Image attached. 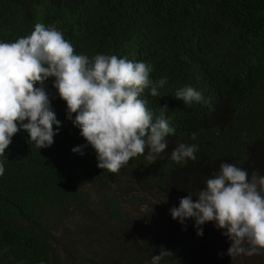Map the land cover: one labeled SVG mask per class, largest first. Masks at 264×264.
Masks as SVG:
<instances>
[{
	"label": "trees",
	"instance_id": "obj_1",
	"mask_svg": "<svg viewBox=\"0 0 264 264\" xmlns=\"http://www.w3.org/2000/svg\"><path fill=\"white\" fill-rule=\"evenodd\" d=\"M37 23L55 26L76 54L90 59L116 55L151 65L150 77L168 83L160 96L145 89L140 99L147 102L153 122L166 104L164 116L176 131L155 161L146 159V150L118 173L100 169L96 151L67 118V104L50 77L44 87L61 121L54 143L39 149L21 129L0 156L5 168L0 176V264H77L76 256L79 264H104L83 238L87 231L106 232L107 225L123 242L121 255L114 246L101 248L110 264H151L161 247L173 254L160 264H264V249L252 256L228 255L231 241L215 222L202 226V236L194 219L177 220L175 228L171 209L179 207L180 199L167 207L174 196L192 193L196 201L195 194L222 163L246 170L249 178L253 172L264 175V0H0V42L30 35ZM184 86L195 88L204 100L189 106L175 99ZM180 143L198 146L195 160L177 164L171 159ZM84 145L83 155L73 152ZM113 180L119 187L107 194L109 213L123 229L100 219L87 230L86 220L100 216L79 188ZM129 192L136 198L129 202L142 216L150 209L153 217H167L171 229L164 230V238L151 244L142 233L127 234L125 226L132 223L122 204ZM154 197L167 200L166 210L150 204ZM71 210L83 215L85 231L68 239L58 232Z\"/></svg>",
	"mask_w": 264,
	"mask_h": 264
},
{
	"label": "clouds",
	"instance_id": "obj_2",
	"mask_svg": "<svg viewBox=\"0 0 264 264\" xmlns=\"http://www.w3.org/2000/svg\"><path fill=\"white\" fill-rule=\"evenodd\" d=\"M152 71L151 65L126 57L97 54L90 59L76 54L61 31L42 23L28 36L0 42V156L21 129L39 149L54 143L61 121L44 85L55 77L54 87L67 104V118L96 151L100 169L118 173L146 150V159L155 161L168 148L166 138L176 129L164 116L166 104L153 122L147 102L140 99L145 89H150L152 97L160 96L159 89L168 83L165 78L154 81ZM174 98L189 106L204 100L192 86L177 89ZM84 147L87 145L75 147L73 152L83 155ZM197 151L196 144L180 143L172 150L171 159L177 164L195 160ZM4 171L0 162V176ZM192 195L181 198L179 207L171 209L174 220L184 224L194 219L201 236L202 226L215 222L231 241L227 254L232 258L252 256L264 249V175L253 172L249 178L246 170L222 163L220 171L195 194L196 201ZM172 254L161 247L151 264H160Z\"/></svg>",
	"mask_w": 264,
	"mask_h": 264
},
{
	"label": "rangeland",
	"instance_id": "obj_3",
	"mask_svg": "<svg viewBox=\"0 0 264 264\" xmlns=\"http://www.w3.org/2000/svg\"><path fill=\"white\" fill-rule=\"evenodd\" d=\"M118 184L119 181L113 180L105 185H97V186L85 185L79 188V191L82 192V194H84L85 197L90 201L91 203L90 209L93 212V214L100 216V217H94L92 219L89 218L86 220L85 226L87 230L89 225H92L93 227V225L95 224L96 226L100 219L109 223L110 225H113L117 229L120 228L119 230L123 229V225L121 227V225L116 224L113 222V220H111L109 213L110 202L107 200L108 199L107 194L109 192L116 191L117 188L119 187ZM126 196L127 197H124L125 200H123L124 203L122 205L124 207L125 214L128 216L127 221L132 223L130 227L125 226L127 230V234L142 233L145 235L144 240L151 244L155 243V241L158 239L164 238L165 236L164 230L171 229V223L167 219V217H163V216L153 217L150 209H147L145 215L142 216L144 214L143 211H140L139 209L136 208V206L133 203L129 202V199L131 198L136 199L135 197H133L134 196L133 192H129V194L127 193ZM176 198L181 200V198L177 196L171 197L167 205L169 209H170L169 204H174ZM166 201H167L166 199L154 197L149 202L150 204H155L157 208L161 211V210H166L167 208ZM70 212L71 214H69L68 216L73 215L75 216V218H73V216H70L69 219L68 216L65 218L64 224L59 227L60 232H58V236L61 235V232H64L63 236L65 238L73 239L75 236L73 234L76 233L81 235V233L85 231L84 224L82 223V221L83 222L85 221V218H83V215H80L77 210H71ZM144 221H146L144 224H140ZM210 223L211 222H207V225L205 226L206 229L208 228V226L210 227ZM173 226L175 228L179 226L177 220L174 221ZM106 227H107V231L102 234H99V232L97 233L95 231H87L86 239L85 238L83 239L85 240V245L95 246L92 247L91 250L96 252L97 255L95 258L99 262H103L104 264H110L106 260L105 254L101 253V248L103 250H107L111 248V246L112 247L114 246V248L117 249L116 253L118 255H121L122 251L120 248L123 246V242H122L121 234L119 233L115 234L114 229L109 225H107ZM90 238L95 239L96 242L89 241ZM76 259L77 260L75 261V263L79 264L80 262L78 256H76ZM122 264H135V263L126 262Z\"/></svg>",
	"mask_w": 264,
	"mask_h": 264
}]
</instances>
